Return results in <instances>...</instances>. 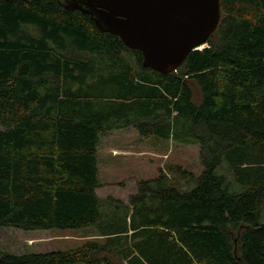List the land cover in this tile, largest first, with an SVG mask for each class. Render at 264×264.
Segmentation results:
<instances>
[{"label": "trees", "instance_id": "trees-1", "mask_svg": "<svg viewBox=\"0 0 264 264\" xmlns=\"http://www.w3.org/2000/svg\"><path fill=\"white\" fill-rule=\"evenodd\" d=\"M219 3L205 46L161 73L85 13L0 0V227L97 231L0 264H264V0ZM128 127L198 144L199 173L100 197L97 146Z\"/></svg>", "mask_w": 264, "mask_h": 264}, {"label": "water", "instance_id": "water-1", "mask_svg": "<svg viewBox=\"0 0 264 264\" xmlns=\"http://www.w3.org/2000/svg\"><path fill=\"white\" fill-rule=\"evenodd\" d=\"M89 15L103 32L142 54V65L161 73L178 67L206 43L220 19L219 0H56Z\"/></svg>", "mask_w": 264, "mask_h": 264}, {"label": "rangeland", "instance_id": "rangeland-1", "mask_svg": "<svg viewBox=\"0 0 264 264\" xmlns=\"http://www.w3.org/2000/svg\"><path fill=\"white\" fill-rule=\"evenodd\" d=\"M97 150L102 186L96 192L100 197L112 195L126 201L139 178L153 177L169 164L181 165L195 174L201 169L198 144L154 143L140 138L131 127L103 135ZM95 232L94 225L36 230L0 227V250L13 253L64 250L79 246Z\"/></svg>", "mask_w": 264, "mask_h": 264}]
</instances>
